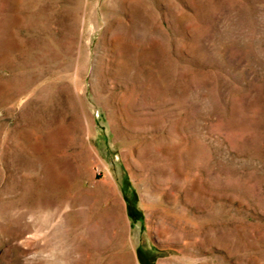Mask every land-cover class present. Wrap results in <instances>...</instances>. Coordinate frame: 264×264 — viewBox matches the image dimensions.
Listing matches in <instances>:
<instances>
[{
    "label": "rangeland",
    "instance_id": "374dc122",
    "mask_svg": "<svg viewBox=\"0 0 264 264\" xmlns=\"http://www.w3.org/2000/svg\"><path fill=\"white\" fill-rule=\"evenodd\" d=\"M0 264H264V0H0Z\"/></svg>",
    "mask_w": 264,
    "mask_h": 264
}]
</instances>
